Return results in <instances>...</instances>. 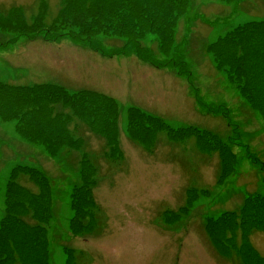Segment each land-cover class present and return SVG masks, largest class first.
I'll return each mask as SVG.
<instances>
[{"label": "rangeland", "instance_id": "1", "mask_svg": "<svg viewBox=\"0 0 264 264\" xmlns=\"http://www.w3.org/2000/svg\"><path fill=\"white\" fill-rule=\"evenodd\" d=\"M113 1L0 0V83L101 94L88 93L91 102L79 112L74 98L40 97L47 112L19 126L13 117L23 103L0 100V236L7 238L0 264H11L9 242L29 240L28 225L44 232L48 264H264V216L255 213L263 206L243 214L249 198L264 192V114L241 98L208 51L232 26L263 18L264 0H190L168 51L182 48L194 73L186 79L122 55L128 46L121 38L99 37L98 49L110 57L80 40L97 23L105 26ZM75 10L84 20H70ZM34 21L45 32L11 42L16 23ZM153 41L145 39L152 52L145 56L158 63L167 52ZM219 105L229 110L225 118L204 112ZM133 108L150 116H140L147 128H161L148 132L136 121L130 135ZM189 127L202 129V138ZM20 165L37 169L35 183L17 173L13 184ZM11 205L19 214L7 218Z\"/></svg>", "mask_w": 264, "mask_h": 264}, {"label": "trees", "instance_id": "2", "mask_svg": "<svg viewBox=\"0 0 264 264\" xmlns=\"http://www.w3.org/2000/svg\"><path fill=\"white\" fill-rule=\"evenodd\" d=\"M110 7L111 9L108 11V14H105L109 20L107 22H102L101 24L105 26L100 27V23H97L98 27L89 28V31L85 34V38L80 37V40L86 41L85 43H88L87 45L90 46L93 51L100 52L107 56L98 49V45L100 44L98 40L99 37L112 40L113 38L117 39L116 37L121 38L120 41L124 42L126 44H124L125 46H128V48H123L125 52H123L122 55L132 54L131 56L134 58H136L135 56H139L141 61L150 63L155 68H169L177 71V74L180 77H184L185 79L190 77L193 78L192 76L194 73L191 71L192 67L190 66V63H188V59L185 58L186 56L181 47L177 54L172 55L171 57L168 55V51L172 49H170V47L177 41L176 38L178 37L177 29L179 23L184 19H187L191 7L190 0H142L141 2H136L135 0H114L111 2ZM68 11L67 14H69ZM92 14L93 13H91V15ZM86 16L75 10V13L70 15V20L73 21L76 17H80L84 20V17ZM89 18L93 17L89 14L87 19ZM236 19L237 18L235 17V20ZM228 21L231 24L230 18H228ZM16 24L20 25V27L17 29V32H10L16 36L11 41L12 43H15L19 40L18 38L21 37H25L32 41L35 40L36 37H39V34L45 32V29H42V27L39 26V21L30 23L34 24L30 26L32 27L30 31L28 27L30 24H27L26 22H19ZM93 30L96 31L92 33ZM151 35L155 37V41L152 43L158 44L159 49L164 53L167 52V57H165V59L158 58V63H155L153 60H150L145 56L146 54L152 55L150 49L145 50L144 46L145 39ZM184 42L182 46L184 45ZM208 51L212 56L217 70H220L225 74L228 82L236 88L241 98H243L256 111L257 115H260L261 112L264 114V17L259 20H249L232 26L229 31L224 35H220L215 42L209 45ZM228 53H230L231 56L225 58L224 55H227ZM239 53H242V55H239ZM236 54L238 55L236 56ZM114 55L116 54L114 53ZM234 80H236L235 83H233ZM88 93L95 95L94 98L101 96L98 92L95 93L90 91H78L74 96H70L64 88L61 87V89H59L58 87L46 84L20 87L0 83V100H10L23 103V108L25 110L23 111V108H21L23 112L17 117H13L16 118L15 121L17 126H19V124L24 125L26 123H35L37 122V119H34V117H36L35 115H39L42 111L47 112L42 106L43 103L39 100L40 97L50 98L51 96H58L61 94V98L68 97V100L74 98L77 102H75L76 110L79 112L80 107H83L80 105L85 106L88 102H91L89 99L90 97L87 96ZM2 101H0V104ZM98 102L101 103L100 101H95V103ZM222 106L223 105H219L212 109L209 107L205 113L207 115L212 114L223 116L225 118L226 114H229V110L225 109V106L224 108ZM107 109H109V112L111 111V107ZM112 111L114 112V109H112ZM137 112L135 111V113L131 116L129 115L128 118L127 129L128 132H131L129 133L130 135L132 134V127H135L136 121L140 122L138 125H141V128H144L148 132H154L157 128H161V125L158 123H156L154 127L150 124L147 128L145 123L149 122L143 120L141 123L140 121V118L145 117V115H142L143 113L141 114V111L139 110ZM4 117L6 119L8 118L7 116ZM189 128H191L190 130H194L199 138H202L201 129L193 127ZM209 136V139H212L214 135ZM237 139H239V137L236 138V140ZM228 141L233 144V137L230 136ZM46 150L49 151L50 149ZM231 158H234V156H231ZM86 162L87 161L82 160V166ZM235 166H233V168H235ZM36 171V168L20 165L13 169L10 178L14 182V180L18 178L17 173H19L35 183L36 178L38 177V172ZM42 180L43 194H46L48 180L44 177L41 178V181ZM13 184L18 185L17 180ZM45 184L46 187L44 186ZM20 188L22 191L28 192L27 189L23 187ZM30 193L33 195L35 194L32 189H30ZM250 199H252V201H250ZM36 201L40 202L41 200L36 199ZM256 202L262 204L263 207L256 209L255 213L264 216V194L249 198V204L247 203L248 207L243 209V214L252 216L255 204H257ZM91 207L92 206H90V209ZM90 209L87 210L88 214L91 213ZM17 214L19 213L12 211V205L8 207L7 218ZM9 223L10 222L5 219V225H3L2 229L9 227L7 226ZM25 229H27L26 236L29 240L23 244H20L19 242H9L8 254H6L8 250L4 251L7 259H9L11 264L17 262H20V264H48L47 258L49 250L45 247L47 241L45 240L46 238L44 239V232L38 227L31 225H28V228L25 227ZM5 239L7 238L0 236L1 256L3 253L2 248H4L2 247V244ZM24 250H27L30 253L26 254ZM26 255L31 256L28 259Z\"/></svg>", "mask_w": 264, "mask_h": 264}]
</instances>
